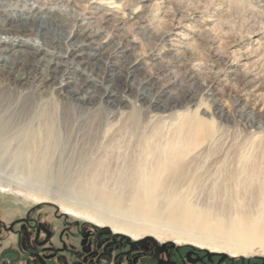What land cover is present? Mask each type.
I'll return each instance as SVG.
<instances>
[{
  "label": "bare ground",
  "instance_id": "obj_1",
  "mask_svg": "<svg viewBox=\"0 0 264 264\" xmlns=\"http://www.w3.org/2000/svg\"><path fill=\"white\" fill-rule=\"evenodd\" d=\"M105 4L110 12L100 28L76 18L75 29L66 37L69 43L48 39L30 28L42 16L62 21L46 10L31 9L21 20L0 27V172L11 167L26 174L23 186L32 189L33 196L70 210L84 209L101 221L108 220L104 213L129 205L139 211L142 223L163 224L181 239L234 254L256 248L264 252L261 199L255 198L260 202L258 212L222 204L214 213L215 207L202 210L188 202L192 187L210 182L209 170L201 173L200 153L216 144L199 138L203 130L199 118L180 117L172 136L156 149L145 140L147 147L135 142L139 148L126 141L127 137L146 139L147 124L139 103L162 113L183 106H165V89L146 93L152 78L138 76L143 62L130 58L132 39L115 44L106 32V24L121 5L116 0ZM129 17L139 19L138 11H131ZM112 48L116 59L108 54ZM119 78L125 80L126 92L137 89V104L124 90L108 84ZM254 110L247 108L241 117ZM219 113L224 116L222 110ZM258 122L247 124L254 127ZM112 129L113 136L107 138ZM199 144L204 149L193 154L191 147ZM240 174L226 175V181L239 183ZM50 190L52 196L47 194Z\"/></svg>",
  "mask_w": 264,
  "mask_h": 264
},
{
  "label": "rangeland",
  "instance_id": "obj_2",
  "mask_svg": "<svg viewBox=\"0 0 264 264\" xmlns=\"http://www.w3.org/2000/svg\"><path fill=\"white\" fill-rule=\"evenodd\" d=\"M94 1L0 0V27L21 20L31 9L46 10L60 16L62 21L55 23L42 16L40 21L30 23V28L35 33H44L48 39L69 43L66 37L75 29L76 18L83 17L84 23L99 29L105 14L110 12L105 3L115 0H101L98 4ZM116 2L121 9L106 24L107 35L115 44L123 41L128 44L127 39H132L134 46L130 58H139L143 62L138 76L152 78L145 87L148 95L165 89L168 92L162 98L165 106H183L162 113L152 107L147 109V103H139L147 124L143 134L146 139L139 141L127 137L126 141L132 148L139 146L137 143L146 146V141L148 147L156 149L172 136L180 117L199 118L203 122L199 138L214 140L216 144L207 146L204 152V145L191 147L192 153L202 151L201 173L206 174L209 170L211 179L192 187L187 192L188 202L202 210L212 207L218 210L223 204L232 209L241 207L245 211L258 212L260 202L255 198L264 201V0ZM133 10L138 11L139 19L129 17ZM172 36L178 40L169 43ZM30 39L35 40V36ZM115 52L112 48L108 54L116 59ZM108 84H114L119 92L126 86L123 78ZM125 95L134 101L137 89ZM247 108L255 110L242 118V112ZM75 115L79 117V112ZM256 119L259 121L256 126H248L247 123ZM114 131L110 130L107 138L113 136ZM238 171L241 173L239 183L237 180L226 181V175ZM25 175L11 167L0 172V182L3 180L0 185L2 225L27 232L32 227L31 221L28 226L24 225L25 219L31 220L35 216L42 231L46 228L83 230L102 235L105 242L153 238L162 247L183 250L188 255L193 252V259L185 264H197L198 258H202L201 264H264V252L258 248L248 254H234L184 240L163 224L142 223L139 211L129 205H123L116 213H104L108 220L101 221L84 213V209L70 210L56 201L40 199L33 196L32 189L23 186ZM51 190L47 191L49 196L53 195ZM217 210L214 213H218ZM14 241L12 235L0 232V253Z\"/></svg>",
  "mask_w": 264,
  "mask_h": 264
},
{
  "label": "flooded vegetation",
  "instance_id": "obj_3",
  "mask_svg": "<svg viewBox=\"0 0 264 264\" xmlns=\"http://www.w3.org/2000/svg\"><path fill=\"white\" fill-rule=\"evenodd\" d=\"M37 218L25 219L27 232L0 223V232L15 237L0 253V264H185L193 259L183 250L151 241H110L88 231L40 229ZM36 221V223H35ZM198 258L197 264H201Z\"/></svg>",
  "mask_w": 264,
  "mask_h": 264
},
{
  "label": "water",
  "instance_id": "obj_4",
  "mask_svg": "<svg viewBox=\"0 0 264 264\" xmlns=\"http://www.w3.org/2000/svg\"><path fill=\"white\" fill-rule=\"evenodd\" d=\"M145 241H151V242L156 243V241L153 238H146L142 242H145Z\"/></svg>",
  "mask_w": 264,
  "mask_h": 264
}]
</instances>
